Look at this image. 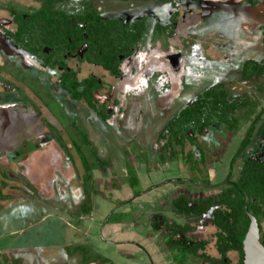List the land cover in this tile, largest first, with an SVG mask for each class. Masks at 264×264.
<instances>
[{
	"label": "flooded vegetation",
	"instance_id": "flooded-vegetation-1",
	"mask_svg": "<svg viewBox=\"0 0 264 264\" xmlns=\"http://www.w3.org/2000/svg\"><path fill=\"white\" fill-rule=\"evenodd\" d=\"M91 1L0 0V141H16L12 157L30 180L35 152L56 156L66 178L77 150L119 156L129 168L149 153L162 178L156 185L176 189L156 224L166 240L204 244L201 253L219 258L223 232L211 213L192 218L184 210L214 196L223 209L231 189L236 201L243 191V243L252 216L264 247V74H253L264 66V0ZM116 2L142 6H99ZM221 91L228 104L217 107L207 93ZM108 170L115 181L112 164ZM198 186L209 192L194 197ZM175 227L188 229L173 234ZM200 228L215 230L216 255ZM228 258L237 264L240 255Z\"/></svg>",
	"mask_w": 264,
	"mask_h": 264
},
{
	"label": "crops",
	"instance_id": "crops-1",
	"mask_svg": "<svg viewBox=\"0 0 264 264\" xmlns=\"http://www.w3.org/2000/svg\"><path fill=\"white\" fill-rule=\"evenodd\" d=\"M7 144L0 141V264H176L156 225L176 189L156 185L151 154L129 168L119 156L77 150L71 177L62 172L50 194L26 183ZM161 170L168 179L169 165Z\"/></svg>",
	"mask_w": 264,
	"mask_h": 264
},
{
	"label": "trees",
	"instance_id": "trees-1",
	"mask_svg": "<svg viewBox=\"0 0 264 264\" xmlns=\"http://www.w3.org/2000/svg\"><path fill=\"white\" fill-rule=\"evenodd\" d=\"M86 5L88 7H92V1L88 0ZM251 65H255L258 67V64L256 63H249L248 67L250 68ZM253 74L262 76L264 74V66H262L260 70L256 69V71H253ZM226 97L227 95L226 93H224V91L218 93H207V98H209L210 100L214 99L213 103L217 107L221 104L227 106L228 103L226 101ZM214 111L215 110H213L212 113L211 111L208 112V121L213 118L212 116L214 114ZM228 111L226 112L228 113ZM226 114L222 115V119H225L224 117ZM261 134L264 136V128L261 130ZM242 192L243 191L238 192L240 199L239 201H236V199H234L232 196L233 191L231 189L226 190L222 195L223 198L221 200V205L225 207L223 209H216L215 201L218 199V196H214L202 201H197V208H187L186 210H184V212L192 218H200L203 215L208 214L209 212L211 213L212 224L218 229H221L223 232L222 236H219V239L216 243V249L220 257L215 258L205 253H201L200 251L204 250L205 248L204 244L194 243L191 245L188 243H179L172 240L171 238L169 240H166V246L169 251L172 252L174 262L176 264L179 261H183V263L188 264V259L190 257H194L199 261L207 264H232L231 260L228 258V253L230 251H237L240 255V260L237 264H243V239L249 226V219L246 215L245 207L242 204L243 202L241 201L242 197H244L242 195ZM259 193H261V189L254 188L253 190H251L250 195L257 197ZM258 213L261 212L257 209V212H255L254 214L256 215ZM186 229L188 228L175 227L173 234H176L177 232L185 233Z\"/></svg>",
	"mask_w": 264,
	"mask_h": 264
},
{
	"label": "rangeland",
	"instance_id": "rangeland-1",
	"mask_svg": "<svg viewBox=\"0 0 264 264\" xmlns=\"http://www.w3.org/2000/svg\"><path fill=\"white\" fill-rule=\"evenodd\" d=\"M137 5V7H136ZM101 10L105 11H125V10H135L134 8H138L141 7L142 4H122V3H110V4H104L102 6L99 5ZM143 6H147V4H143ZM108 13V12H107ZM260 103H262L264 105V99L261 98L259 100ZM12 130L9 129V131H6L4 133L5 136L11 135ZM9 140V139H8ZM9 142V141H8ZM13 142V143H12ZM9 142L8 145V152L10 153V151H12L16 145V141H12ZM16 149V148H15ZM14 153V151H13ZM12 153V154H13ZM11 154V155H12ZM32 156H34V162L33 165L31 167H26L27 169H32L33 170V176L31 177V180L29 183L31 188L34 191H37V193H39L40 190H43V192L41 193H50L51 194V189L53 190H57V187L55 185V180L59 179V176H61V173H59L57 171V167H58V161L56 160V156L52 158L51 154L43 151V152H35V154H33ZM24 170V169H22ZM200 180L202 179V176H199ZM197 177V178H199ZM192 193L194 197L197 196H201L203 194H205L206 192H209L208 190L204 191L203 187H195L192 189ZM212 192V191H211ZM38 214V210L35 211L34 215ZM202 228H200L201 230ZM214 229L213 228H207L205 231L201 230L197 236L201 237L202 234V238H206L208 239L210 245L208 246L207 251L211 254V255H216V251H215V239H214ZM233 256V258H236V256L233 254L231 255V257ZM189 262L193 263V264H203L201 261H199L198 259H191L189 260Z\"/></svg>",
	"mask_w": 264,
	"mask_h": 264
},
{
	"label": "water",
	"instance_id": "water-1",
	"mask_svg": "<svg viewBox=\"0 0 264 264\" xmlns=\"http://www.w3.org/2000/svg\"><path fill=\"white\" fill-rule=\"evenodd\" d=\"M251 224L244 240V264H264V247L260 243L259 229L256 219L250 216Z\"/></svg>",
	"mask_w": 264,
	"mask_h": 264
}]
</instances>
